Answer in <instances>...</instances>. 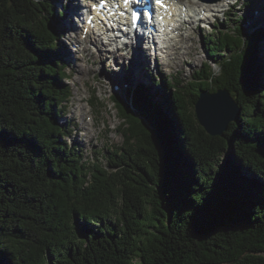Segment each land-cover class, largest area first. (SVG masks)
Listing matches in <instances>:
<instances>
[{
	"label": "trees",
	"instance_id": "trees-1",
	"mask_svg": "<svg viewBox=\"0 0 264 264\" xmlns=\"http://www.w3.org/2000/svg\"><path fill=\"white\" fill-rule=\"evenodd\" d=\"M54 1L0 0V264H264V29L219 21L191 79L111 96L123 143L91 163L60 124ZM203 90L240 110L223 136L198 122Z\"/></svg>",
	"mask_w": 264,
	"mask_h": 264
},
{
	"label": "rangeland",
	"instance_id": "rangeland-1",
	"mask_svg": "<svg viewBox=\"0 0 264 264\" xmlns=\"http://www.w3.org/2000/svg\"><path fill=\"white\" fill-rule=\"evenodd\" d=\"M90 1L56 0L54 7L63 17L65 29L61 31L60 40L67 46L63 49V56L71 75L68 83L73 92L60 124L72 130L67 141L69 144H79L84 159L91 163H97V159H100L101 163L106 164L107 160L101 154L106 156L108 148L113 150L123 143L120 121L111 96L125 101L129 90L143 85L152 93V99L157 101L162 91L169 92V82L191 79L196 70L211 61L206 55L204 41L216 33L215 24L221 27L219 21L225 24L222 29L226 30L227 26H234L239 17H243L246 33L257 28L264 29V0H254L250 6L242 2L236 5L235 0H230L221 9L222 12L204 11L206 15H202L203 20L197 17L193 23L188 20L183 24L181 33L174 34L180 48L173 50L170 56L161 49L160 52L149 49L147 44H131L116 50L95 41L91 34H83L82 16L84 11L89 10ZM183 1L192 3L194 0ZM227 13L232 14L234 21L226 20ZM212 67L215 72L219 71L218 66L213 64ZM117 88L119 91L114 94Z\"/></svg>",
	"mask_w": 264,
	"mask_h": 264
},
{
	"label": "water",
	"instance_id": "water-1",
	"mask_svg": "<svg viewBox=\"0 0 264 264\" xmlns=\"http://www.w3.org/2000/svg\"><path fill=\"white\" fill-rule=\"evenodd\" d=\"M215 3L220 0H205ZM114 90V94L118 92ZM115 96V95H114ZM118 97V96H117ZM240 110L227 90L202 91L195 107L199 124L211 136H223L230 122L237 120Z\"/></svg>",
	"mask_w": 264,
	"mask_h": 264
},
{
	"label": "bare ground",
	"instance_id": "bare-ground-1",
	"mask_svg": "<svg viewBox=\"0 0 264 264\" xmlns=\"http://www.w3.org/2000/svg\"><path fill=\"white\" fill-rule=\"evenodd\" d=\"M176 1L177 0H170L169 1L170 6H171L169 14L172 13L173 18L167 19V25H166V31L167 32L165 34L162 33L164 37H162V42H161L162 46H160V49L162 52L164 51L165 53H170L168 56L171 55L173 50H179V48H180L178 46L179 43H177V40H175V36H173V37L171 36V34H173V33L181 32L180 18L182 20L184 18L183 16L186 14V19H187V17H189V21L193 23V20L195 18L194 16L201 17L203 15L204 11L207 13H212V12L213 13H220V12H222L221 9L226 7L230 2V0H222L219 3H215V4H211V5H203L200 2H196L193 5L189 2H187V3H183V5L181 7V6H179L178 3H176ZM192 3H194V2H192ZM183 7L186 8L185 11L183 10ZM205 18H206V16H205ZM171 26H174V28L172 29ZM159 43H160V41H159Z\"/></svg>",
	"mask_w": 264,
	"mask_h": 264
},
{
	"label": "snow or ice",
	"instance_id": "snow-or-ice-1",
	"mask_svg": "<svg viewBox=\"0 0 264 264\" xmlns=\"http://www.w3.org/2000/svg\"><path fill=\"white\" fill-rule=\"evenodd\" d=\"M125 2L127 3V2H128V0H125Z\"/></svg>",
	"mask_w": 264,
	"mask_h": 264
}]
</instances>
